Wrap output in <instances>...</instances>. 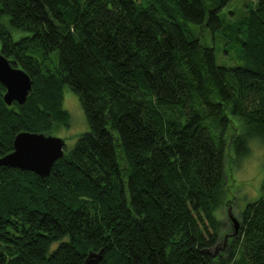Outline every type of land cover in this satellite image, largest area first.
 Segmentation results:
<instances>
[{"label": "trees", "instance_id": "obj_1", "mask_svg": "<svg viewBox=\"0 0 264 264\" xmlns=\"http://www.w3.org/2000/svg\"><path fill=\"white\" fill-rule=\"evenodd\" d=\"M213 1L0 0V50L33 79L22 105L0 82V157L19 132L68 122L67 86L89 124L46 178L0 165V264H85L101 248L99 264H264V180L220 247L229 147L238 161L264 142V0L233 29V67L186 32L222 28L232 0Z\"/></svg>", "mask_w": 264, "mask_h": 264}, {"label": "rangeland", "instance_id": "obj_2", "mask_svg": "<svg viewBox=\"0 0 264 264\" xmlns=\"http://www.w3.org/2000/svg\"><path fill=\"white\" fill-rule=\"evenodd\" d=\"M204 2L207 7L214 4L213 0H204ZM255 5H257V0H232L222 8L220 12L222 28L215 31V34L208 26H200L195 22H187L186 32L189 36H200L209 44H214L216 60L219 65L226 67L244 65L245 62L241 57V39L237 40L240 31H237V34L233 29L240 27L242 20L249 16V10ZM18 35L15 33L16 37ZM51 55L55 61L58 60L56 52ZM62 105L68 110V122L66 124L65 122H52V128L43 132L65 139V150L69 151L75 146L79 134L89 129V124L78 95L68 86L64 88ZM234 120L236 130L240 128L243 130L240 118L234 117ZM229 144L231 145V143ZM249 148V154L237 161L234 148L232 145L229 147L230 162H227V171H229L231 187L228 198L233 199L228 203L232 204V211L238 218L247 204L260 196L264 180V142L259 137H252L249 140ZM228 208L224 205L221 209L227 234L225 240L220 244V247L223 245V248L228 246L230 235L234 232L233 223L228 217ZM218 250H222V248ZM212 251H217V249H212Z\"/></svg>", "mask_w": 264, "mask_h": 264}, {"label": "water", "instance_id": "obj_3", "mask_svg": "<svg viewBox=\"0 0 264 264\" xmlns=\"http://www.w3.org/2000/svg\"><path fill=\"white\" fill-rule=\"evenodd\" d=\"M0 82L5 86L4 100L8 105L14 102L24 104L33 90V79L22 68L11 63L0 50ZM14 149L0 157V165L32 171L46 178L51 174L54 164L65 155L66 141L62 137L46 134L45 132L22 131L13 141ZM229 217L237 235L241 222L229 210ZM105 249L90 250L85 264H99L103 261Z\"/></svg>", "mask_w": 264, "mask_h": 264}]
</instances>
